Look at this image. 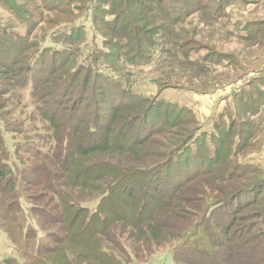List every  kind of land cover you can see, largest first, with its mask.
<instances>
[{"label":"trees","instance_id":"obj_1","mask_svg":"<svg viewBox=\"0 0 264 264\" xmlns=\"http://www.w3.org/2000/svg\"><path fill=\"white\" fill-rule=\"evenodd\" d=\"M3 2L0 227L17 255L0 264H134L163 246L168 264H264V169L237 160L264 120V69L234 90L246 108L225 128L216 116L199 123L185 105L163 104L167 90L200 93L191 79L175 87L153 76L166 62L187 78L217 65L248 74L216 51L208 23L183 25L195 13L221 21L225 4L256 1ZM238 24L226 32L248 40L264 31V18ZM36 29L45 30L40 38L30 35ZM144 73L152 95L132 83ZM161 105L162 121L173 112V123L155 126ZM184 155L190 162L180 170Z\"/></svg>","mask_w":264,"mask_h":264},{"label":"rangeland","instance_id":"obj_2","mask_svg":"<svg viewBox=\"0 0 264 264\" xmlns=\"http://www.w3.org/2000/svg\"><path fill=\"white\" fill-rule=\"evenodd\" d=\"M0 1L3 3L2 4L0 2V16L9 17L7 6L5 5L3 0ZM17 1L19 3H22L26 0ZM255 1L256 2H249L246 4L238 2L225 4L226 16H224L221 21H214L212 19H208L203 14L201 15L199 13H195L193 16H191L194 18L192 19V22L189 20L183 25L184 29H187L190 32L192 27H194L195 25L203 26L202 24H199V19L208 23L209 27L207 26L208 30L205 32V36H207L211 40V44H214L216 51L221 53L232 54L233 59L238 63V65H241L242 67H245V69L250 70L249 73L243 76V72L239 71L238 76H235L231 75L232 73L230 74L228 72V70L231 68L228 67L227 69H223L222 65H217V71L209 72L206 74H195L187 78L185 76V73L182 72L181 68H174V63L166 62L163 64V67H160L158 70L153 72V76H156L157 78L161 77L160 79H164V81H167V83L174 85L175 87H186L189 85L188 79H191V88L199 91L200 93L180 91L176 89L167 90L162 93V99H164L162 100L163 104H165V102L167 101H175L178 102L180 105H185L186 108H189L192 111L190 113H193L199 123L204 122L210 116H212L213 118H215L216 116L217 119H222L223 123L221 127L223 128H225L231 123L232 119L234 118L235 111L242 109L245 110V102L243 103L242 99H235V96H233V92L240 85H244L245 81L247 80V77L251 75L252 71L264 69V31L259 30L255 32V34L248 40L241 39L240 37L235 35H231L226 31L228 29L232 30L235 27L234 31L238 32L239 19L241 21L244 19L259 20L264 18V0ZM28 3L30 4L32 2L28 1ZM153 5L156 6L155 3ZM209 5L210 8H213L214 2H209ZM152 18L153 24L158 22L159 18L157 16H152ZM188 18H190V16H188ZM236 21H238V23H236ZM85 25L87 26L86 35H88L87 38H89L91 37L90 22L86 20ZM176 27H178V25ZM44 32L45 30L41 31L40 29H36L34 32L30 33V35L33 36L34 34H36L40 38ZM242 32L244 33V31ZM33 49L34 48H32L31 50ZM48 64L49 59L47 58L44 63V69H46ZM39 74H44L43 69L39 71L38 77ZM167 74V77L162 78L163 75ZM153 76L150 75V73H144L132 77V83L134 84L135 89L143 91V94L145 95H152V93L154 92V88L151 84L147 83V80H149V78ZM225 103H228L227 108L224 107ZM163 108L164 106L162 105L158 108H155V114H153L150 118V122H152L155 126L160 125V123L162 122L165 124L173 123V112H171L172 114L169 115L170 117H168L169 122L162 121V118L165 115L164 112L162 113ZM161 113L162 115L160 116ZM242 119H248V116L246 115L245 111L241 115V119L237 121V128L243 127L244 124L241 122ZM254 124L256 125L257 134L249 138L246 147L242 151H240L239 154H237V160L249 161L255 167L262 170L264 169V120L261 124H258V121H255ZM174 129L177 130L178 127H174ZM230 134V141L232 142V139L234 140L235 138V132L233 129L232 131H230ZM169 137L170 133L165 135L162 139L161 137H158V139L164 141L167 140ZM189 162L190 160L188 159V156L185 155L181 159H179L180 170H184V164H187ZM206 162L207 161H205V163ZM196 186L194 185L193 189H196ZM191 196L193 197L194 194H192ZM196 204L197 201L193 200V206L192 208H189L191 209V215H194L196 213ZM118 209L120 212L121 210H124L126 213H128L127 206L125 207L120 203ZM148 212L149 207L145 212L144 218L151 216ZM15 248L16 247L13 243V240H10L6 232L0 227V258L9 255H17V253L15 252ZM166 249L167 248H165V246L160 247L155 253L146 257V259H142L144 261L139 263H135L136 261H134V264H168L169 260H167L165 256L166 254L164 252Z\"/></svg>","mask_w":264,"mask_h":264}]
</instances>
